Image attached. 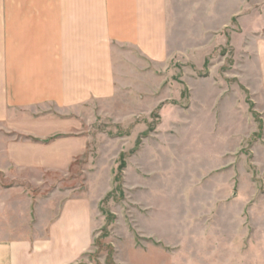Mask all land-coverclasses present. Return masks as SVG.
Wrapping results in <instances>:
<instances>
[{"label":"rangeland","instance_id":"1","mask_svg":"<svg viewBox=\"0 0 264 264\" xmlns=\"http://www.w3.org/2000/svg\"><path fill=\"white\" fill-rule=\"evenodd\" d=\"M263 46L264 0H169L168 57L135 51L113 98L19 109L70 130L44 139L69 137V171L19 177L59 206L87 193L93 243L77 264H264Z\"/></svg>","mask_w":264,"mask_h":264},{"label":"crops","instance_id":"2","mask_svg":"<svg viewBox=\"0 0 264 264\" xmlns=\"http://www.w3.org/2000/svg\"><path fill=\"white\" fill-rule=\"evenodd\" d=\"M168 44L169 0H0V123L14 124L0 141V174L11 180L0 185V264H77L93 243L86 192L70 191L59 206L56 190L39 197L30 190L39 179L19 177L69 171L78 154L64 147L69 137L44 139L70 130L56 127L55 113L18 117L19 109L51 102L70 115L111 99L122 77L135 76V51L140 61L165 60ZM261 56L264 92V46Z\"/></svg>","mask_w":264,"mask_h":264}]
</instances>
